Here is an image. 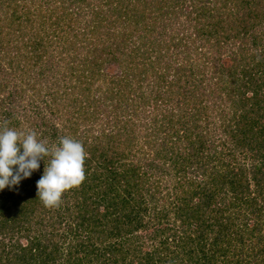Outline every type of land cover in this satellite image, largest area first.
<instances>
[{
    "label": "trees",
    "instance_id": "1",
    "mask_svg": "<svg viewBox=\"0 0 264 264\" xmlns=\"http://www.w3.org/2000/svg\"><path fill=\"white\" fill-rule=\"evenodd\" d=\"M5 115L87 157L0 191V264H264V0H0Z\"/></svg>",
    "mask_w": 264,
    "mask_h": 264
},
{
    "label": "clouds",
    "instance_id": "2",
    "mask_svg": "<svg viewBox=\"0 0 264 264\" xmlns=\"http://www.w3.org/2000/svg\"><path fill=\"white\" fill-rule=\"evenodd\" d=\"M87 157L84 145L71 136L50 143L34 130H20L0 122V191L18 186L30 178L45 161L44 173L37 181V199L46 207L59 206L65 192L85 179ZM45 158H48L47 160Z\"/></svg>",
    "mask_w": 264,
    "mask_h": 264
},
{
    "label": "rangeland",
    "instance_id": "3",
    "mask_svg": "<svg viewBox=\"0 0 264 264\" xmlns=\"http://www.w3.org/2000/svg\"><path fill=\"white\" fill-rule=\"evenodd\" d=\"M145 1H149V0H145ZM135 2H137V0H135ZM149 10L150 11H154L153 10V7H151V8H149ZM148 10V11H149ZM164 11V10H163ZM165 17H166V10L164 11V12H162V13H160L159 15H158V22H157V25L159 26V25H164V24H162V22L163 21H165V22H167L166 20H165ZM88 19H90V18H88ZM85 21H83V23H81V27L82 28H85L86 27V19H84ZM126 21H127V23H128V25L129 24H132L133 23V14L132 15H129V16H127V18H126ZM140 25H144L142 22H140ZM119 26L121 27V23L119 22ZM122 29H121V32L120 33H123V32H125L127 29H128V26H124V27H121ZM52 33V31L51 32H49V34H51ZM150 36H151V38L152 39H154L155 37H159V35L157 34V32H154V33H151L150 34ZM52 34L50 35V37H45L46 38V40H48V41H50V40H53L52 39ZM44 38V39H45ZM145 43V42H144ZM49 44V43H48ZM141 45L143 44V43H140ZM61 44L60 43H58V42H56V43H54L53 44V46L51 45L50 46V49L49 50H51V56H52V54L53 53H55V52H58V50L57 49H59V46H60ZM136 46H138L139 44H135ZM83 53L81 54L82 56L83 55H85V51L83 50L82 51ZM50 56V57H51ZM55 56V58L56 59H58L59 57H58V54H56V55H54ZM61 61V60H60ZM62 62V61H61ZM4 64L5 65H7V63H6V61H4ZM3 64V65H4ZM39 68V67H38ZM50 70V69H49ZM49 70H47L43 75H41V77H40V79H42L45 83H46V81H47V79H48V73H49ZM36 71H37V69H36ZM39 71H37V73H38ZM51 78V77H50ZM26 78L25 77H22V80H23V84L25 85L24 87H26L27 85H26V80H25ZM21 82V81H20ZM36 91H38V88H37V90ZM42 91L43 92H45L44 94H46V92L47 91H49V92H51L52 90H49V89H47V90H45V87H42ZM28 97L29 96H31V93H28V95H27ZM5 97H7V96H5ZM4 99V98H3ZM24 102H25V105H26V103H27V98H25V100H24ZM41 105H43L44 106V111H45V113L46 114H48V115H50V108H49V106L47 107V106H45V103L43 102V101H41V102H39ZM47 103H49V101H46V104ZM25 112V109L23 110V113ZM32 113V112H31ZM35 115H38V114H35ZM38 116H40V115H38ZM2 118H4L7 122H8V116H3ZM55 119L59 122L60 121V125H62L63 123H64V121L63 120H61V119H58V118H56L55 117ZM24 120H26V119H24ZM24 120H21V125H16L15 126V124H13L12 125V123H13V120L11 119V120H9V122H8V126L9 127H14V128H17V129H20V130H25V127H26V125L28 126L29 124H28V122H26V121H24ZM0 122H3V120H1ZM136 126H138L137 124H136ZM137 128H139V126L137 127ZM84 139L86 138V137H83ZM139 148V147H138ZM134 151H138V150H134ZM141 155L140 156H142V154H143V152H141L140 153ZM157 187V189H156V193H157V197H160L162 194H164V193H161L162 191H163V189H161V186H156Z\"/></svg>",
    "mask_w": 264,
    "mask_h": 264
}]
</instances>
